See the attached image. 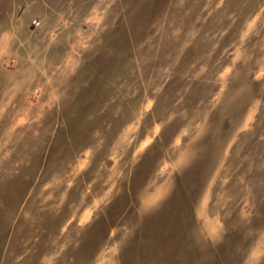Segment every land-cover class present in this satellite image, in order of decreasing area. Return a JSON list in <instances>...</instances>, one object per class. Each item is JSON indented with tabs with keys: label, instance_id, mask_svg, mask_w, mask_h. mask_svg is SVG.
Instances as JSON below:
<instances>
[{
	"label": "rangeland",
	"instance_id": "obj_1",
	"mask_svg": "<svg viewBox=\"0 0 264 264\" xmlns=\"http://www.w3.org/2000/svg\"><path fill=\"white\" fill-rule=\"evenodd\" d=\"M0 264H264V0H0Z\"/></svg>",
	"mask_w": 264,
	"mask_h": 264
}]
</instances>
